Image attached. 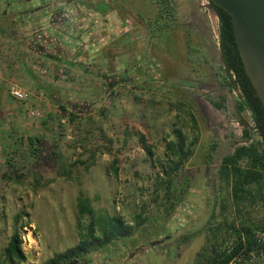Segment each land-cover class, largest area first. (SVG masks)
<instances>
[{
  "label": "rangeland",
  "instance_id": "rangeland-1",
  "mask_svg": "<svg viewBox=\"0 0 264 264\" xmlns=\"http://www.w3.org/2000/svg\"><path fill=\"white\" fill-rule=\"evenodd\" d=\"M5 1L0 0V255L14 228L22 238L23 264H44L76 245L78 222L89 221L77 213L81 193L96 212L123 213L132 222L136 213L142 216L130 234L93 251L90 264H104V249L106 264H204L208 220L213 213L211 220L223 218L218 167L241 142L242 130L235 109L239 91L219 86L214 75L222 59L213 9L206 0H170L174 20L157 0H34L36 18L29 23L39 27L30 31L27 22L10 19L15 12ZM119 20L122 31L113 37ZM13 28L16 37L28 41L14 42ZM65 30L73 31L70 51L56 33L66 35ZM36 43L43 49L34 51ZM102 75L108 84L123 75L126 80L107 84L104 91ZM36 81L67 91L70 103L82 106L79 117L69 121ZM12 85L26 94L24 101L10 95ZM100 90V102L93 104ZM242 117L251 124L249 112ZM175 129L194 143L178 183L187 170L192 177L182 195L167 200L158 198L164 186L157 188V182L165 166V142L175 137ZM136 132L151 144L152 158ZM28 136L39 138L36 152ZM114 159L117 175L110 166ZM59 163L70 176L57 173ZM225 215L235 221L234 213ZM242 264H264V254Z\"/></svg>",
  "mask_w": 264,
  "mask_h": 264
},
{
  "label": "trees",
  "instance_id": "trees-1",
  "mask_svg": "<svg viewBox=\"0 0 264 264\" xmlns=\"http://www.w3.org/2000/svg\"><path fill=\"white\" fill-rule=\"evenodd\" d=\"M157 3L161 11L171 14L170 16L175 20V14L169 5L170 0H157ZM210 5L218 18L217 41L222 59V63L215 67L214 75L220 86L226 87L229 91L232 86L239 90V96L235 99V109L242 125V139L231 152L222 157L218 167L219 179L225 194L222 196V202H219V210L223 218L213 221L211 219L214 218V213L210 216L207 225L209 236L202 258L204 264H242L254 256L264 254V108L244 71L233 38L230 15L212 2ZM24 15L26 16L24 22L29 23L27 18L31 13L24 12ZM63 41L70 51L71 49L67 46L69 41L67 39ZM106 76L102 75L105 80L102 82L101 89L104 91L108 90ZM123 79L126 80V75L121 76L118 82L109 83V88L114 83L123 82ZM35 85L61 112L66 114L69 121H74L79 117L77 112L83 111L82 106L72 105L69 93L63 92L58 86L40 84L37 81ZM101 96L100 90L96 97H93V104H98ZM213 104L216 108H222L218 103ZM246 111L249 112L251 124L242 117V113ZM190 121L191 126L197 130V122L193 116H190ZM42 123H46L45 120ZM136 134L142 149L149 158H152L154 152L151 144L147 142L143 133L136 132ZM174 135L173 139L165 142V166L157 182V188L164 186L158 198L167 200L176 198V194L182 195L186 191L185 187H189L192 177L191 171L187 170L188 175L183 176L180 184L178 183L177 176L185 162L193 155L194 143L188 141L180 129H175ZM27 140L32 145V150L36 152L34 142L39 141V138L28 136ZM210 148L213 150L214 145ZM211 150L204 161L207 162L211 157ZM54 155L58 161L61 160L59 154L54 152ZM116 163L114 159L110 165L114 175H117L119 170ZM57 173L70 176L69 169L62 163L58 164ZM255 207L257 210L253 213ZM76 208L80 218L89 217L88 223L84 225L78 222V243L63 252L54 254L44 264L90 263L93 251H101L114 240L130 234L131 226L126 224L120 216L96 212L90 205V199L81 193L76 197ZM226 212L234 213L235 221L229 220L225 215ZM21 213L14 216V223L20 220ZM25 260L22 238L18 229L14 228L3 254L0 255V264H23Z\"/></svg>",
  "mask_w": 264,
  "mask_h": 264
},
{
  "label": "water",
  "instance_id": "water-1",
  "mask_svg": "<svg viewBox=\"0 0 264 264\" xmlns=\"http://www.w3.org/2000/svg\"><path fill=\"white\" fill-rule=\"evenodd\" d=\"M206 1L230 15L244 71L264 108V0Z\"/></svg>",
  "mask_w": 264,
  "mask_h": 264
},
{
  "label": "crops",
  "instance_id": "crops-1",
  "mask_svg": "<svg viewBox=\"0 0 264 264\" xmlns=\"http://www.w3.org/2000/svg\"><path fill=\"white\" fill-rule=\"evenodd\" d=\"M7 1V2H6ZM5 1V4H7V5H10V6H8V7H10L11 8V11L12 12H15L12 16H11V18L10 19H12V20H14V21H18V23H23V24H25L24 23V20L26 21V16L24 15V12H29V13H31V15L27 18V21L28 22H30V21H33L35 18H36V11L34 10V8H35V1L34 0H6ZM4 3V2H3ZM22 5V7H17L18 5ZM28 5V6H27ZM88 7V6H87ZM112 10V9H111ZM110 10V11H111ZM33 12V13H32ZM92 12H93V16H95V14H97L96 13V11L95 10H92ZM38 16V15H37ZM25 17V18H24ZM39 17V16H38ZM53 19L54 20H52L53 22V26H56V25H58V23H57V21L55 20L56 19V17L54 16L53 17ZM117 23V24H116ZM28 24H30V23H28ZM114 25L112 26L113 28H115L114 30L115 31H117V32H114V34H115V36H113V37H116V35L117 34H120L121 33V31L122 30H119L118 29V27H123V24H121V21L119 20V22H115V23H113ZM36 27H39V26H35L33 23L32 24H30L29 25V30L30 31H34L35 29H36ZM93 28H94V26H93ZM55 30V29H54ZM6 31L8 32L9 31V29H7L6 28ZM120 31V32H119ZM13 35H12V40H14V42H17V43H24V42H26V41H28L27 39H23V36L24 35H22V37H16L15 35H17L16 33H17V29L16 28H13ZM38 32V31H37ZM61 31H59V32H56L58 35L59 34H61L60 33ZM68 32H70V36L71 37H69V42L71 43V39H72V37H73V31H68L67 30V32H66V35H68L69 33ZM119 32V33H118ZM9 34H10V32H9ZM89 34V33H88ZM62 35V34H61ZM101 35V34H100ZM59 37V36H58ZM94 37H96L97 38V34H95V35H93V38ZM113 37H111L110 36V38H113ZM56 38V37H55ZM94 39L93 41H94V43H99V38L98 39ZM41 39V38H40ZM33 42H39V41H37V39L34 37L33 39ZM31 40V41H32ZM109 40H111V39H109ZM31 41H30V45L32 46L33 44L31 43ZM46 41H48V40H46ZM38 45H39V43H36V46H35V48H34V51H39V47H38ZM38 48V49H37ZM37 49V50H36ZM216 81H217V79H216ZM217 83H218V81H217ZM219 84V83H218ZM220 86V85H219ZM222 87V86H221ZM233 87V86H232ZM226 88V87H225ZM227 89V88H226ZM228 90V89H227ZM232 90V89H231ZM230 90V91H231ZM237 90H238V88H237ZM229 91V90H228ZM239 91V90H238ZM201 105H202V107H203V109H205V111H208L209 110V108L207 107V105L206 104H203V103H201ZM210 111V110H209ZM241 134H242V130H241ZM169 139V138H168ZM167 139V140H168ZM171 139H173V138H171ZM241 139H242V137H241ZM234 148V147H233ZM233 150V149H232ZM231 150V151H232ZM122 207H123V205H122ZM115 215H118V216H120L122 219H123V221L126 223V224H128L129 226H131L130 227V232L132 231V227L134 228L135 226H134V224H136V225H139L140 223H142V221H140L141 219H142V216H141V214H139V213H136L134 216H136V218H137V220L136 221H134V222H132V221H129V219H127V217H125V216H123V213H118V214H115ZM139 216V217H138ZM114 247H116V248H119L118 250V252H121L122 251V246H120V245H118V247L115 245ZM105 250V252L103 253V255H102V259H101V263H104V264H106V259H107V257H106V259H105V256L107 255V252H106V249H104Z\"/></svg>",
  "mask_w": 264,
  "mask_h": 264
},
{
  "label": "built area",
  "instance_id": "built-area-1",
  "mask_svg": "<svg viewBox=\"0 0 264 264\" xmlns=\"http://www.w3.org/2000/svg\"><path fill=\"white\" fill-rule=\"evenodd\" d=\"M9 93L17 101H24L25 98H26V94L16 85H12V86L9 87ZM30 113L32 115H36L37 114V112L35 110H31ZM116 208L119 209L118 203L116 205ZM23 239H24V242L27 241L28 245H30V242H29L28 238H26V239L23 238Z\"/></svg>",
  "mask_w": 264,
  "mask_h": 264
},
{
  "label": "flooded vegetation",
  "instance_id": "flooded-vegetation-1",
  "mask_svg": "<svg viewBox=\"0 0 264 264\" xmlns=\"http://www.w3.org/2000/svg\"><path fill=\"white\" fill-rule=\"evenodd\" d=\"M207 2V1H206ZM208 4H209V7H211L212 8V6L210 5V2H207ZM213 9V8H212ZM213 12L215 13V10L213 9ZM215 15H216V13H215ZM217 16V15H216ZM218 19V18H217ZM66 32H67V30H65ZM61 35V34H60ZM62 37L59 39L60 41H62V43L64 42L63 40H68L69 39V37H71L70 36V34H68V35H61ZM39 39H40V37H38ZM42 39V38H41ZM43 40V39H42ZM69 41V40H68ZM54 43H50V44H45L47 47H50L51 45H53ZM70 44H72V42L70 43ZM64 46V45H63ZM39 47V49L41 48L40 47V45L38 46ZM41 49H43V47L41 48ZM64 49H66V47L64 46ZM61 51H63V49L61 48ZM221 56V55H220ZM91 263V262H90ZM90 263H87V264H90Z\"/></svg>",
  "mask_w": 264,
  "mask_h": 264
},
{
  "label": "bare ground",
  "instance_id": "bare-ground-1",
  "mask_svg": "<svg viewBox=\"0 0 264 264\" xmlns=\"http://www.w3.org/2000/svg\"><path fill=\"white\" fill-rule=\"evenodd\" d=\"M31 238H33V237H31Z\"/></svg>",
  "mask_w": 264,
  "mask_h": 264
}]
</instances>
